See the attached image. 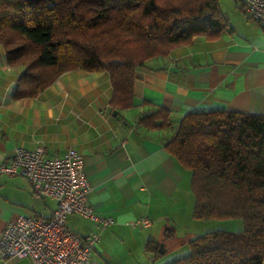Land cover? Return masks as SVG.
Here are the masks:
<instances>
[{
  "label": "crops",
  "instance_id": "crops-1",
  "mask_svg": "<svg viewBox=\"0 0 264 264\" xmlns=\"http://www.w3.org/2000/svg\"><path fill=\"white\" fill-rule=\"evenodd\" d=\"M219 6L226 29L216 38L199 35L146 61L135 71L132 107L116 114L104 71L68 70L37 96L14 98L24 67L9 65L0 45V159L17 146L37 143L44 144L50 158L68 148L82 155L89 204L113 223L101 228L70 214L67 225L80 235L99 233L94 258L100 264H165L187 252L196 221L211 220L193 218L191 173L165 147L186 113L264 114V34L247 16L243 0H219ZM153 106L169 110V127L139 122ZM56 204L52 197L35 195L24 177L0 174V234L19 215L51 216ZM139 217L150 225L136 224ZM166 230H173L174 237L165 239ZM151 242L159 245L158 258L148 251ZM0 264H28V259Z\"/></svg>",
  "mask_w": 264,
  "mask_h": 264
},
{
  "label": "trees",
  "instance_id": "trees-1",
  "mask_svg": "<svg viewBox=\"0 0 264 264\" xmlns=\"http://www.w3.org/2000/svg\"><path fill=\"white\" fill-rule=\"evenodd\" d=\"M226 26L218 0H0L6 62L24 67L16 99L35 97L63 72L83 69L108 74L113 110L130 108L136 69L196 36L216 38ZM139 122L169 127V110L153 106ZM165 147L191 173L194 219L242 223L194 236L184 255L165 264H262L264 114L188 112ZM173 237L165 231V239ZM158 247H148L154 259Z\"/></svg>",
  "mask_w": 264,
  "mask_h": 264
},
{
  "label": "built area",
  "instance_id": "built-area-1",
  "mask_svg": "<svg viewBox=\"0 0 264 264\" xmlns=\"http://www.w3.org/2000/svg\"><path fill=\"white\" fill-rule=\"evenodd\" d=\"M247 16L264 34V0H243ZM0 174L22 176L32 192L52 197L56 208L49 217L27 213L9 221L0 234V262L10 258H27L28 264H100L95 258L100 235L74 232L67 217L77 214L105 228L113 218L98 214L89 204L90 185L83 170V157L74 148L50 158L45 146L15 147L10 156L0 159ZM138 225L149 226L150 220L139 217Z\"/></svg>",
  "mask_w": 264,
  "mask_h": 264
},
{
  "label": "rangeland",
  "instance_id": "rangeland-1",
  "mask_svg": "<svg viewBox=\"0 0 264 264\" xmlns=\"http://www.w3.org/2000/svg\"><path fill=\"white\" fill-rule=\"evenodd\" d=\"M219 1V0H218ZM231 12L227 11V14L229 15ZM81 221H84L80 219ZM239 225L240 229L242 227V223L240 219H226V220H209V221H196V226L193 227V230H196V236L199 234H202L206 231H212V230H218V229H225V230H236V225ZM237 229V230H238ZM190 229L188 231L191 232ZM180 235L182 234L181 231ZM184 232V230L182 231Z\"/></svg>",
  "mask_w": 264,
  "mask_h": 264
},
{
  "label": "water",
  "instance_id": "water-1",
  "mask_svg": "<svg viewBox=\"0 0 264 264\" xmlns=\"http://www.w3.org/2000/svg\"><path fill=\"white\" fill-rule=\"evenodd\" d=\"M113 114H116V110L113 111ZM163 244H160V250H162Z\"/></svg>",
  "mask_w": 264,
  "mask_h": 264
}]
</instances>
